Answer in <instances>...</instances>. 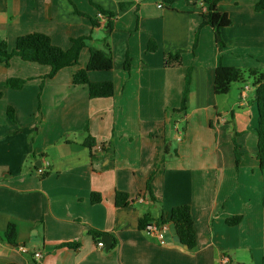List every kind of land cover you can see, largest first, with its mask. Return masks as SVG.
I'll list each match as a JSON object with an SVG mask.
<instances>
[{
    "label": "crops",
    "instance_id": "crops-1",
    "mask_svg": "<svg viewBox=\"0 0 264 264\" xmlns=\"http://www.w3.org/2000/svg\"><path fill=\"white\" fill-rule=\"evenodd\" d=\"M258 1L219 2L217 12L230 25L220 32L224 48L218 50L199 5L184 0H0V42L8 51L34 33L63 50L77 38L86 45L78 64L53 78H46L47 66L17 57L6 66L0 59V264H264L256 104L250 91L241 100L237 85L226 95L213 92L219 65L264 74ZM99 9L113 16L101 20ZM91 48L112 56L110 71L88 73L93 83L113 84L110 98L89 99L86 86L72 85ZM174 51H181V65L164 67ZM126 55L129 72L123 70ZM188 67L186 111L172 116ZM9 79L24 86L9 88ZM116 192L127 195L126 207L115 206ZM92 193L99 203H91ZM179 206L189 207L195 248L178 244L171 224L163 244L138 228L141 218L167 219ZM232 218L238 223L227 225ZM8 225L15 227L14 245L3 238ZM105 236L110 249L100 250L96 244Z\"/></svg>",
    "mask_w": 264,
    "mask_h": 264
},
{
    "label": "trees",
    "instance_id": "trees-1",
    "mask_svg": "<svg viewBox=\"0 0 264 264\" xmlns=\"http://www.w3.org/2000/svg\"><path fill=\"white\" fill-rule=\"evenodd\" d=\"M167 4H172L175 0H162ZM186 4L197 5L201 2L205 6V12H202L203 22L202 26H209L212 29L214 42L218 50L224 48L220 32L223 28L230 25V20L226 15H221L217 12V5L221 0H184ZM124 5H121L123 8ZM255 10L258 12H264V0H259L255 5ZM102 15L106 18H111L113 15L109 12L101 11ZM110 28V24L107 25ZM196 46V37L194 39V45ZM85 38L73 39L71 46L67 50H63L51 44L48 36L44 34H29L19 37L16 42L14 49L8 51L6 44L0 42V59L7 66L12 57H17L23 62L38 64L42 66H47L49 68V73L46 78H53L61 69L66 67H72L78 64L80 52L85 48ZM154 47L152 48V50ZM131 59L128 55L125 56L123 61V70L129 72L131 67ZM181 65V51H174L167 54L163 60L164 67H174ZM113 67L112 56L109 52L89 49V59L86 66L82 69L76 71L72 77L73 86H86L88 91L89 99H106L113 95V84L111 82L103 83H93L88 78L89 72H103L110 71ZM191 73L192 68L188 67L184 75V84L181 92V102L180 107L176 110H171L172 116L183 114L186 111L189 86L191 83ZM247 74L253 79L254 88V101L257 110V127L255 129L256 136V160L259 165V169L264 171V74L257 70H240L234 67H225L219 65L216 67L214 72L213 80V92L215 95H226L231 86L234 83H243L245 81L244 77ZM25 81L9 79L6 86L9 88L19 90L24 86ZM42 87V84H41ZM2 97V92L0 91V98ZM12 109L8 107L7 114L13 117ZM233 137L234 144V159L236 165H238L241 154L238 149L239 146L236 144ZM84 146L92 153L94 143L92 140L87 139L84 142ZM146 191L150 193L149 184L146 185ZM100 196L98 194H91V203L96 204L100 202ZM115 206L117 208H124L127 206V195L124 193L116 192L114 198ZM238 218H232L226 220L227 225H236L238 223ZM149 223L147 217H143L138 221V228L144 230L145 226ZM157 225L171 224L174 228L175 236L178 244L191 250L196 246L195 232L193 228L192 219L190 216V210L188 206L175 207L170 211L169 217L166 219L163 216L159 220L154 221ZM93 237H102L101 233L95 231H89ZM15 237V227L13 225H8L3 238L11 245H14Z\"/></svg>",
    "mask_w": 264,
    "mask_h": 264
},
{
    "label": "built area",
    "instance_id": "built-area-1",
    "mask_svg": "<svg viewBox=\"0 0 264 264\" xmlns=\"http://www.w3.org/2000/svg\"><path fill=\"white\" fill-rule=\"evenodd\" d=\"M198 5H199L201 11L202 12H205V6L201 2H199ZM158 7H161V5H159ZM98 18L101 19V20H104V21L106 20V17L105 16H102L100 14H98ZM248 91H249V88L248 87H244V89L241 90V92H240V99L241 100H244L245 99L246 92H248ZM173 132H174V135H175V141L176 142H180L181 141V138H182V130L177 125H175L173 127ZM47 168H48V164L46 163L44 168L43 167H39L37 169V173L39 175H43L46 172ZM165 229H166V225L165 224L164 225H157L154 222H150V223H148L145 226L144 231L147 232V233H151V234L155 235L158 238L159 242L161 244H163L162 235H163ZM96 246H97L98 249L102 250L103 247H104V244H103L102 241H99L96 244ZM18 250L21 253H24V254L28 252L27 249L24 246H19L18 247ZM33 258L35 260L41 259L42 258L41 252H39V251L34 252L33 253Z\"/></svg>",
    "mask_w": 264,
    "mask_h": 264
},
{
    "label": "rangeland",
    "instance_id": "rangeland-1",
    "mask_svg": "<svg viewBox=\"0 0 264 264\" xmlns=\"http://www.w3.org/2000/svg\"><path fill=\"white\" fill-rule=\"evenodd\" d=\"M244 79H245V81L243 83H234L233 85L234 86L237 85L238 87L241 88V90L244 89V87H248L249 88V91L251 92V97L250 98H252L254 100V95L255 94H254V88L252 86L253 79L251 77H249L247 74H245ZM246 94H248V93L246 92ZM178 126H179V124H178ZM172 145L174 146V142H172Z\"/></svg>",
    "mask_w": 264,
    "mask_h": 264
},
{
    "label": "water",
    "instance_id": "water-1",
    "mask_svg": "<svg viewBox=\"0 0 264 264\" xmlns=\"http://www.w3.org/2000/svg\"><path fill=\"white\" fill-rule=\"evenodd\" d=\"M103 240H104L105 249L109 250L110 249V244H111V237L110 236H105Z\"/></svg>",
    "mask_w": 264,
    "mask_h": 264
}]
</instances>
